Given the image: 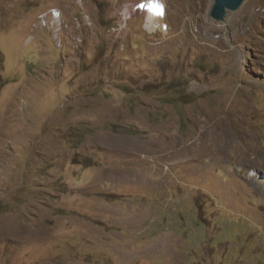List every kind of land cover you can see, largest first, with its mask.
<instances>
[{
	"label": "rangeland",
	"instance_id": "1",
	"mask_svg": "<svg viewBox=\"0 0 264 264\" xmlns=\"http://www.w3.org/2000/svg\"><path fill=\"white\" fill-rule=\"evenodd\" d=\"M255 1L0 0V264H264V169L177 154L264 160Z\"/></svg>",
	"mask_w": 264,
	"mask_h": 264
},
{
	"label": "bare ground",
	"instance_id": "2",
	"mask_svg": "<svg viewBox=\"0 0 264 264\" xmlns=\"http://www.w3.org/2000/svg\"><path fill=\"white\" fill-rule=\"evenodd\" d=\"M261 3L262 0H256L253 3V6H257ZM144 5L146 7V12L144 17L145 29L151 31V33H156V32L158 33V31L164 32L165 27L162 25L160 21L159 22L157 21L158 4L156 3V0H145ZM133 10L134 11L138 10V8L134 7ZM191 13L193 14L194 10ZM195 21H196V16L194 15L191 16L189 22L194 23ZM181 33L184 36L185 29H183ZM209 129L211 131V135H209L208 142L205 141L204 142L205 145L201 147L202 153L198 152L196 149L195 150L193 149L194 150L193 152L192 149H190V147L187 145L182 149L178 150L177 154L181 155L182 157L189 158L193 156L196 157L200 155H205L207 153V155L212 156L211 157L212 159L215 158L214 161L217 162L218 168L221 169V172H224L230 169V166L237 164H243L251 167L257 166L260 169H264V160H261L260 163L257 161H253L252 159L251 160L249 159L251 158L252 155L255 154L256 152L255 148L251 147L250 149H247L245 144L242 143L241 140L237 138L236 140H234L233 138L232 139L229 138L224 130L223 124L220 121V119H214L213 122L210 124ZM260 186H262V188L264 189V181H261Z\"/></svg>",
	"mask_w": 264,
	"mask_h": 264
},
{
	"label": "water",
	"instance_id": "3",
	"mask_svg": "<svg viewBox=\"0 0 264 264\" xmlns=\"http://www.w3.org/2000/svg\"><path fill=\"white\" fill-rule=\"evenodd\" d=\"M244 0H213L209 16L215 20H222L226 11H234L240 7Z\"/></svg>",
	"mask_w": 264,
	"mask_h": 264
}]
</instances>
